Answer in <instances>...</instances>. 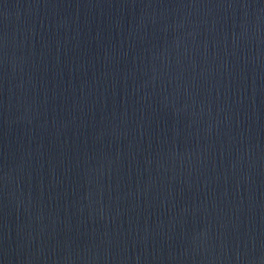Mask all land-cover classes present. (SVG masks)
Returning a JSON list of instances; mask_svg holds the SVG:
<instances>
[{
  "label": "water",
  "instance_id": "95a60500",
  "mask_svg": "<svg viewBox=\"0 0 264 264\" xmlns=\"http://www.w3.org/2000/svg\"><path fill=\"white\" fill-rule=\"evenodd\" d=\"M0 264H264V0H0Z\"/></svg>",
  "mask_w": 264,
  "mask_h": 264
}]
</instances>
